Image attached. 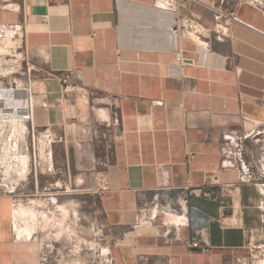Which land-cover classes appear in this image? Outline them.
I'll return each mask as SVG.
<instances>
[{
    "label": "crops",
    "instance_id": "1",
    "mask_svg": "<svg viewBox=\"0 0 264 264\" xmlns=\"http://www.w3.org/2000/svg\"><path fill=\"white\" fill-rule=\"evenodd\" d=\"M182 19L201 32L172 34ZM0 22L23 28L30 122L49 141L41 174L53 189L33 180L30 198L0 194V264H98L100 247L107 264H264L263 195L221 153L223 133L248 130L243 117L264 122L263 7L0 0ZM242 143L257 171L264 137Z\"/></svg>",
    "mask_w": 264,
    "mask_h": 264
},
{
    "label": "rangeland",
    "instance_id": "2",
    "mask_svg": "<svg viewBox=\"0 0 264 264\" xmlns=\"http://www.w3.org/2000/svg\"><path fill=\"white\" fill-rule=\"evenodd\" d=\"M253 1L264 5V0ZM18 46V40L0 41V194L30 198L33 189L28 181L41 182L38 192H50L53 189L46 190L48 185L43 188L42 181L48 178L41 174V171L50 158L49 143L42 129L34 127L30 120L26 119V110L15 113L10 108L6 109L4 105L8 103L9 106L12 102H18L26 106L31 81L34 78V70L23 59ZM23 181L26 183L22 184ZM75 195L73 189L67 193L68 198H74ZM80 207L83 212L89 211L88 202L79 205ZM74 211V205L68 208V222L74 221ZM104 255L101 247L95 251L98 264H103Z\"/></svg>",
    "mask_w": 264,
    "mask_h": 264
},
{
    "label": "built area",
    "instance_id": "3",
    "mask_svg": "<svg viewBox=\"0 0 264 264\" xmlns=\"http://www.w3.org/2000/svg\"><path fill=\"white\" fill-rule=\"evenodd\" d=\"M162 4L163 7L170 9L172 11L178 10L180 4L185 0H157ZM253 1V0H252ZM256 3V1H253ZM259 6L264 8V5L261 3H257ZM217 19L222 18L220 14H217ZM225 27V29H224ZM226 25L223 23H217L214 27V30L217 34L227 35ZM183 29H187L188 31L193 32H201L200 27L197 23H195L192 19H183L180 22V26L174 27L171 32L176 35L178 32ZM23 37V28L21 23L19 22H0V41L3 40H21ZM184 62V57L182 52L178 50L175 53V63L173 65L174 68L179 67ZM29 90V89H26ZM31 90V88H30ZM26 111L27 116L26 119L31 120V110H30V101L26 99ZM243 123L248 125V130L242 134L241 136L232 134V133H223L222 135V144H221V153L224 158L232 157L236 163L239 165L240 175L239 180L242 182H251L254 181L260 188V191L263 195L264 192V149L261 152L260 156L257 159V171H253L249 164L243 160V139L246 138H257L260 136L264 137V122L256 123L254 119L251 117H243ZM46 138V137H45ZM48 141V139H47ZM49 142V141H48ZM101 189H107V182L105 178H102ZM194 247L197 246V243L193 244ZM46 255H42L40 257L41 264H44L46 260ZM109 262L107 255H104L103 264H107Z\"/></svg>",
    "mask_w": 264,
    "mask_h": 264
},
{
    "label": "bare ground",
    "instance_id": "4",
    "mask_svg": "<svg viewBox=\"0 0 264 264\" xmlns=\"http://www.w3.org/2000/svg\"><path fill=\"white\" fill-rule=\"evenodd\" d=\"M8 94V93H7ZM10 95V94H9ZM11 99V98H10ZM18 100V99H17ZM8 103H5L4 105H5V108L6 109H8V108H10V109H12L13 111H15V113H17V112H19V113H21V112H24L25 110H26V106H22L20 103H18V102H12L9 106L7 105ZM2 109H4V108H2ZM5 109V110H6ZM18 113V114H19ZM12 115V114H11ZM23 115V114H22Z\"/></svg>",
    "mask_w": 264,
    "mask_h": 264
}]
</instances>
